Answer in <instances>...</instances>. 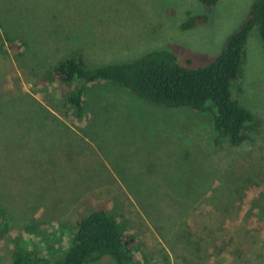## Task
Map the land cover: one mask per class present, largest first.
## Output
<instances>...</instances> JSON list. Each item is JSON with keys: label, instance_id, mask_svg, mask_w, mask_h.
Here are the masks:
<instances>
[{"label": "rangeland", "instance_id": "rangeland-1", "mask_svg": "<svg viewBox=\"0 0 264 264\" xmlns=\"http://www.w3.org/2000/svg\"><path fill=\"white\" fill-rule=\"evenodd\" d=\"M255 0H0V264L18 249L54 261L78 217L113 212L138 264H264V48L249 34L239 102L252 139L214 145L210 112L159 106L100 81L76 117L40 77L81 52L90 65L156 49L180 64L215 59ZM208 15L183 29L189 15ZM7 36L22 39L16 56ZM60 251H63L60 253ZM92 264H115L109 256Z\"/></svg>", "mask_w": 264, "mask_h": 264}, {"label": "trees", "instance_id": "trees-1", "mask_svg": "<svg viewBox=\"0 0 264 264\" xmlns=\"http://www.w3.org/2000/svg\"><path fill=\"white\" fill-rule=\"evenodd\" d=\"M212 9L218 0H200ZM208 20L205 13L189 15L181 24L190 29ZM258 26L264 48V0H255L238 29L230 34L219 55L206 65L190 67L178 62L168 49H156L126 62L90 65L81 52L58 60L48 74L40 77L41 89L56 82L66 106L82 118L87 89L97 82H109L129 89L142 99L166 107L210 112L213 116L214 145L226 139L238 147L252 139L262 124L260 116L238 100L242 92L241 75L245 46L252 29ZM12 52L22 54L25 42L7 36ZM113 212L90 209L80 215L70 242L60 258L41 259L27 249H18L12 264H92L102 257H111L115 264H138L135 250L138 240L126 232Z\"/></svg>", "mask_w": 264, "mask_h": 264}]
</instances>
